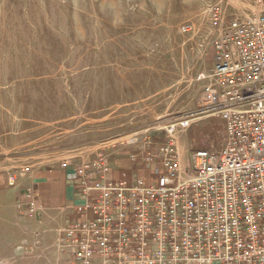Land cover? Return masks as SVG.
<instances>
[{
    "label": "rangeland",
    "instance_id": "1",
    "mask_svg": "<svg viewBox=\"0 0 264 264\" xmlns=\"http://www.w3.org/2000/svg\"><path fill=\"white\" fill-rule=\"evenodd\" d=\"M257 1L0 0V264H81L38 223L42 179L80 186L63 162L105 155L116 177L154 180L136 163L143 147L158 150L165 127L188 117L175 133L184 165L222 150L225 122L204 112L199 77L218 34L261 12ZM219 2L217 28L208 9ZM136 136L143 147L128 144Z\"/></svg>",
    "mask_w": 264,
    "mask_h": 264
},
{
    "label": "built area",
    "instance_id": "2",
    "mask_svg": "<svg viewBox=\"0 0 264 264\" xmlns=\"http://www.w3.org/2000/svg\"><path fill=\"white\" fill-rule=\"evenodd\" d=\"M208 12L219 28L220 2ZM213 47L214 65L199 80L204 112L225 122L222 150L196 151L184 165L175 133L190 126L188 117L165 127L158 150L144 149L147 139L128 141L143 147L135 161L154 180L116 177L105 155L61 164L82 187L79 221L64 244L79 263L264 264V7L232 18Z\"/></svg>",
    "mask_w": 264,
    "mask_h": 264
},
{
    "label": "crops",
    "instance_id": "3",
    "mask_svg": "<svg viewBox=\"0 0 264 264\" xmlns=\"http://www.w3.org/2000/svg\"><path fill=\"white\" fill-rule=\"evenodd\" d=\"M34 178L30 177L29 180L35 181ZM42 180L44 182L39 183L40 185L36 187L38 191L41 190L40 193L42 194L39 205L43 211L38 212L40 216L38 223L41 224L39 228L43 230L42 237L47 241L53 239L55 242L61 238L59 248L62 249L63 254L70 255L71 251L64 246L68 238L66 230L79 221V216L74 208L82 203V187L73 183L69 184L68 181L62 179L59 183L57 182L58 178L49 175Z\"/></svg>",
    "mask_w": 264,
    "mask_h": 264
}]
</instances>
